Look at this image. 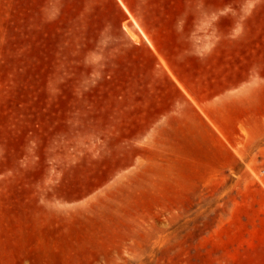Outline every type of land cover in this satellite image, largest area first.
I'll return each mask as SVG.
<instances>
[{
  "label": "rangeland",
  "instance_id": "1",
  "mask_svg": "<svg viewBox=\"0 0 264 264\" xmlns=\"http://www.w3.org/2000/svg\"><path fill=\"white\" fill-rule=\"evenodd\" d=\"M120 1L0 0V264H264V160L180 179L126 160Z\"/></svg>",
  "mask_w": 264,
  "mask_h": 264
},
{
  "label": "crops",
  "instance_id": "2",
  "mask_svg": "<svg viewBox=\"0 0 264 264\" xmlns=\"http://www.w3.org/2000/svg\"><path fill=\"white\" fill-rule=\"evenodd\" d=\"M258 2L213 11L199 0L193 12L192 0L120 1L140 31L135 61H119L112 109L126 160L172 163L174 179L264 160Z\"/></svg>",
  "mask_w": 264,
  "mask_h": 264
}]
</instances>
